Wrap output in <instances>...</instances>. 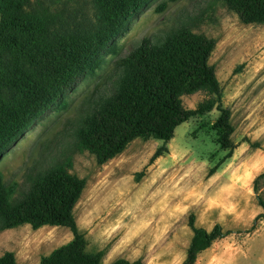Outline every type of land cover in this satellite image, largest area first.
Segmentation results:
<instances>
[{
	"label": "rangeland",
	"instance_id": "obj_1",
	"mask_svg": "<svg viewBox=\"0 0 264 264\" xmlns=\"http://www.w3.org/2000/svg\"><path fill=\"white\" fill-rule=\"evenodd\" d=\"M26 10L55 25L94 17L90 0H28ZM180 28L214 41L208 64L230 112L235 148L226 158L216 145L213 108L179 125L166 143L136 139L97 164L78 133L90 106L110 92L115 60L143 38L159 41ZM99 57V65L80 74L0 156L9 203L25 197L36 175L61 167L85 182L73 216L85 250L102 252L100 264H181L192 236L190 215L195 227L230 231L194 264H264V177L253 190L264 171V24L241 23L219 0H144ZM206 98L197 92L181 100L194 109ZM159 148L162 154L151 161ZM71 238L65 227L4 229L0 221V257L9 252L18 264H38Z\"/></svg>",
	"mask_w": 264,
	"mask_h": 264
},
{
	"label": "trees",
	"instance_id": "obj_2",
	"mask_svg": "<svg viewBox=\"0 0 264 264\" xmlns=\"http://www.w3.org/2000/svg\"><path fill=\"white\" fill-rule=\"evenodd\" d=\"M144 0H90L94 17L78 25H65L38 18L26 10L28 0H0V156L12 139L23 133L33 119L87 70L100 63L99 53L127 24ZM243 24H264V0H219ZM214 41L180 28L162 40L143 38L114 63L110 92L94 102L81 120V147L103 164L120 154L136 139L168 142L174 130L192 117L213 108L215 143L227 151L235 148L230 136V112L220 102L221 91L213 67L208 64ZM203 92L207 98L194 109L181 98ZM159 148L151 161L162 154ZM225 158V159H226ZM217 166L209 170L213 174ZM253 190L258 192L257 179ZM84 180L59 167L32 179V186L15 205L9 203L0 179V221L4 229L29 225L67 228L72 238L40 258L38 264H100L102 252H87L78 232L73 208ZM264 208V202H260ZM181 264H194L199 253L227 236L215 224L210 230L194 226ZM0 264H18L9 252ZM111 264H142L117 259Z\"/></svg>",
	"mask_w": 264,
	"mask_h": 264
},
{
	"label": "crops",
	"instance_id": "obj_3",
	"mask_svg": "<svg viewBox=\"0 0 264 264\" xmlns=\"http://www.w3.org/2000/svg\"><path fill=\"white\" fill-rule=\"evenodd\" d=\"M208 249V248H207ZM205 251V250H204ZM203 252V251H202Z\"/></svg>",
	"mask_w": 264,
	"mask_h": 264
}]
</instances>
